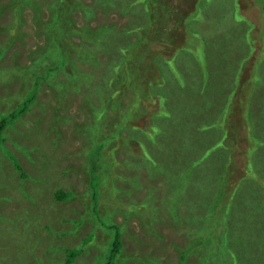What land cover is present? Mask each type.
<instances>
[{
  "label": "rangeland",
  "instance_id": "1",
  "mask_svg": "<svg viewBox=\"0 0 264 264\" xmlns=\"http://www.w3.org/2000/svg\"><path fill=\"white\" fill-rule=\"evenodd\" d=\"M6 1L0 0V119H11L13 112L29 101L36 91V75L44 78L29 109L3 131L8 152L0 145V264H65L66 249L77 254L67 264H203L199 254L205 232L212 229L210 218L223 217L237 208L238 204L223 211L229 198L239 204L249 198L246 184L238 181L247 174L243 170L249 176L254 171V166L247 169V154L252 151L245 148L254 143V137L259 141L264 135V0H200L198 12L192 11V3L175 0L187 12H180L181 24L188 32L184 47L181 42L163 46L156 39L155 26L147 22L148 13L163 11L169 0H23L15 11V21L10 18L14 10L4 4ZM124 9L134 14L141 10L143 20L129 17ZM158 32L159 37L164 33L160 28ZM82 36L90 38L87 47L81 46L91 57L106 56L105 51H95L92 38L112 50L113 59L119 57L117 63L135 55L127 64L147 62L159 75L164 67H159L157 54L168 57L170 52L171 58L174 54L165 73L175 87L173 110L161 109L148 129L157 144L151 154L140 145L144 136L135 120L129 130L107 133L113 134L105 146L112 145L114 163L104 179L99 178L97 190L89 185L87 159L79 148L98 142L99 137L85 141L84 133L76 130L85 131L79 122L89 121L86 110L96 115L102 105L120 95L103 89L111 80L109 63L82 64L93 72L76 68V50L80 48L76 43ZM243 54L250 55L243 62L245 68L239 66ZM151 55L153 62L148 60ZM63 56H70V61ZM53 67L58 69L53 71ZM178 70L190 79L171 81L170 74ZM80 71L91 74L86 79L87 91L95 97L83 108L82 92H87L76 80ZM239 76L247 78L246 85L237 97L232 94L231 99L237 100L230 111L228 97L231 89H238ZM121 98L129 102L127 94ZM185 100L190 102L181 104ZM155 103L135 100L137 118L153 110ZM149 121L144 118L138 123L148 126ZM227 124L235 128L227 130L235 135L228 134L223 142ZM258 146L253 153L264 151V144ZM61 147H71L74 153H61ZM16 159L24 175L15 167ZM58 188L70 192L65 199L54 197ZM232 216L233 233L238 238L243 217ZM48 217L54 222L49 229L52 238L47 235ZM256 236L248 253L252 262H256L252 256L264 250V227L254 233ZM114 242L118 246L115 252ZM183 249H187L185 257L181 256ZM204 257L209 256L206 253Z\"/></svg>",
  "mask_w": 264,
  "mask_h": 264
},
{
  "label": "trees",
  "instance_id": "2",
  "mask_svg": "<svg viewBox=\"0 0 264 264\" xmlns=\"http://www.w3.org/2000/svg\"><path fill=\"white\" fill-rule=\"evenodd\" d=\"M22 1L23 0H8L4 3L5 5H8V6L13 8L14 15L11 14V17H10L11 19H13V21H15L14 17L16 15L18 9L21 7ZM174 1L175 0H169L168 7L165 8L163 11H159L158 14L156 13L154 15H151L150 13H148L147 22L151 23V24H153V26H155V28L157 30V38L156 39L158 42L162 41L163 46L166 47L168 44H170L173 47L175 45L176 46L179 45L181 42L182 46L184 47L185 46V36L188 34V32L186 30H184V28L181 24L180 12L182 15L184 13H187V12L185 10L183 11L182 6L178 3H174ZM199 1L200 0H183V4L186 5V2L188 4L192 3L194 5L192 11L198 12V10L200 9ZM260 1H262V0H260ZM255 4L258 5V2L257 3L255 2ZM204 5H205V2H204ZM258 7H259V5H258ZM0 9H2V8H0ZM49 10H50V8H49ZM125 10L128 11V9H125ZM142 10H144V8H142ZM2 11H3V9H2ZM2 11H0V12H2ZM15 11H16V13H15ZM146 11H149V10L146 9ZM247 12L249 13L248 10H247ZM135 16L136 17H133V19L141 18L143 20L142 13L140 11H138V13L135 14ZM53 18H54V16H52V19ZM107 28L109 29V27H107ZM158 28H160L161 30L164 31V33L162 34L161 37H159ZM98 30L100 32L102 29L98 28ZM156 30H153V32H152L153 36L155 35ZM108 32H110V31L109 30L105 31L106 34ZM250 32H251V30L249 27V33ZM100 34L103 35L102 32H100ZM100 34L97 36V39L99 38ZM80 39L81 40H79V42L76 43L77 47L78 46L80 47L78 50H76V68H81V69H84L86 71L93 72V70L90 69V67L87 68L82 64L85 62H88L89 63L88 65H90V66H100L104 62H105V64L109 63L111 65L110 67H112L111 80H110L109 84L107 83L108 86L103 87V89L108 90V91H112V92L118 91V94L120 95V97H116V98L111 99L110 104H108L106 102L104 105H102L96 115H90V112L88 110H86V117L85 118L90 117L89 121L79 122V124H82L85 131H79V129L76 130L77 132L84 133L85 141L88 137L89 138L90 137H99L98 142L90 143L91 145H88V146L86 145V143H84L83 146L82 147L80 146V148H79V150H81V152L83 153V155L87 159V168L85 170L87 171L89 185H90V187H92V190H93V185L95 186V188L97 190L99 178L104 179V175L107 172L106 170L111 168V166L114 163V159L111 157V153L113 150L112 145L110 147L105 146L107 139L110 136H113V134L107 135V133H110V131L115 132V130H118V129H125V131L127 129L129 130L130 127L134 126L133 121L135 120V127L136 128L140 127V131H143L142 134L144 137H141L139 139V143H141L140 145L146 146V149H148V151L151 154L152 148H154V145L157 144L155 139L152 138L153 134L151 132H149L148 129L153 127V125L150 127V124L153 120V117L155 114H159L161 109H162V112H164L165 109H168L169 112H171L173 110V104H174V101L176 99V95L174 92L175 87L169 83V80L166 78L165 73L167 72V68L169 67V65H170V67L172 65L174 54L172 55V58H171L172 53H170V52L169 53L167 52L168 57H164L165 56L164 54H163L164 56L161 54H157V56H159V58H160L159 67H162V66L164 67V72L160 73V75H159L158 73H154V71H152L154 69H152V66L147 62L143 63L142 65L141 64H139V65L127 64V62H129L130 60H135L134 59L135 55H133V58L128 57V60L126 58L124 60V57H123V59L120 60V64L117 63L119 57L117 58V60L115 58L113 59L112 54H111L112 50H109V48L105 44H103L102 42L95 41L91 38V41L94 42L96 52H98V51H105L106 52V56L103 58L105 60H103L102 58L97 60L94 58V56L91 57L90 53L84 51L82 46H81V43H84L87 47L88 40L90 38H84L82 36ZM250 39L252 42L253 38L251 37ZM203 41L205 44L207 43V41L205 39H203ZM119 42H121L120 43V46H121L122 40L119 39ZM252 44H253V42H252ZM124 46H125V44H124ZM113 47L117 48V45H114ZM171 48H170V50H171ZM254 48H255V46L253 44V49ZM87 50H88V48H87ZM249 57H250V55L245 56L243 54V57H242L241 62L239 63V66L242 67L243 62L245 60H247ZM258 57H259V59H261L259 54H258ZM69 58H70V56H68L67 58L63 56V60L70 61ZM177 58H178V60L180 59L179 53L177 55ZM148 60L153 62L152 55L148 58ZM123 61H124V63H123ZM116 67H120V69H116ZM242 68H245V67H242ZM50 69L53 71H56L58 68L53 67ZM150 69H151L152 73L150 72ZM90 75L86 76L85 73H83L81 71L76 72V80H80V81H78L80 87L82 88V90L87 92V93L82 92V94H83V99L81 102L82 108L86 107L85 106L86 102L89 103L91 100L92 101L95 100L93 93L90 91H87V88L90 86L88 85V81L86 79ZM170 75H172L171 81H178L179 83H183L185 81H188V78H189V77L188 78L185 77L186 75L184 74V72L182 70H180V71L178 70V71H176V73L174 75L173 74H170ZM240 76H243V75H240ZM240 76L238 77V89L235 90V88H234V89L230 90L231 95L228 97V100H229L228 103L230 105H232V109L230 111L234 110L235 104H233V102H235L237 100V99H235L233 101L231 99L232 94L234 93L237 97L238 93L240 92L242 87L244 85H246L247 78L240 79ZM42 78H44V75H41V74L36 75V78L34 80V88L36 89L35 93L32 95V97L28 98L29 101L22 103V105L20 106V109L13 112L11 119H7L4 116L0 119V145L1 146L3 145L4 147L2 146V149H4L7 152H8V148L3 144V142L6 139V136H5L6 134L4 133V135H3V131L5 130V127L8 125V123L10 121H12L13 119H16L21 114H24L25 111L29 109V104L32 103V101L34 100V97H35V95L39 89V81ZM190 83L195 84L194 81H190ZM76 87H78V86L76 85ZM129 93L132 95H130ZM125 94L128 95V98H129L128 101L129 102L124 100V98H121ZM144 99L154 100L156 102L155 108L153 110H149L144 115L139 116L137 118V110L134 108L133 102L135 100H137L139 103L141 100H144ZM122 102L126 105V107L122 104ZM186 102H190V100L182 101L181 104L186 103ZM202 102H204V100H202ZM209 102H213V101L209 100ZM205 105H207V104H205ZM106 107H107V109H106ZM187 108H189V106ZM107 111H110V117H107ZM250 111H251V108H250ZM227 115L228 114L226 113L225 116H227ZM118 117L122 118L123 121L117 122L116 118H118ZM109 118H111L110 121L106 122V120ZM144 118L146 119V121L150 119L148 126H146L144 124L139 125L138 122H142V120ZM110 123H111V125H110ZM105 125H108L109 129H106ZM104 128H105V130H103ZM227 130L233 131V130H235V128L232 127L231 125H228V124L224 125L223 142L225 140L227 142L228 134L231 133V136L235 135L232 132H228ZM116 134H117V132H116ZM54 136L58 137L59 135H54ZM127 136H128V133H126L122 137V141ZM254 139H255L254 143L248 144L247 148H245L246 151H247V149H251V151H252V154H250V155L246 153L248 156V159L246 160L247 169L250 168L251 166H254L253 167L254 171H252V173L250 175L251 177H250L249 173L246 170H243V172H245L247 174L241 175L238 178V181H241L242 183L246 184V191L248 190L249 198L245 202H243L242 204H239V201H237V200L231 201V198H229L227 201L226 207H224L223 211L229 210L231 206L238 204L237 208L233 207L234 210L230 209L229 214L227 212V214H225L223 217L216 219L214 217H218V216H214V217L210 218L212 229H209L208 231L205 232L206 237L203 239V240H205V243H204L205 245H203V247L205 249L203 248V250H201L202 253L199 254L200 263L202 262L203 264H209V262H210V264H264V250H259L255 255L252 256V257H254V260L256 262H252L249 259V258H251V255L250 256L248 255V253L251 251V249H250L251 246L254 243H256L255 239H257V236L254 237V233H257L258 229L261 230L264 227V151L261 150L260 152L253 153V151L255 149L259 148L258 144L259 145L264 144V135H263V138H261L259 141H256L255 137H254ZM51 141H53L57 146H60L59 143L55 139H51ZM218 143H221L223 146V149H224L225 145L222 143V141H219ZM89 146H91V147H89ZM101 149L102 150L104 149V154H107V156L106 155H104V157L102 156L103 153H102ZM67 150H70V152H67ZM63 152L71 154V153H74V150L71 147H68V148H62L61 147V153H63ZM142 153H143V151H142ZM144 153H145V151H144ZM213 156L216 157L217 155L213 154ZM201 157H202V154L199 153L197 155V158L200 159ZM254 157H257V158H254ZM100 158H101V163H98ZM226 161L228 162V159H226ZM256 163H257V165H255ZM14 165L17 169H19L21 171V167H20V164L17 161V159L14 162ZM84 165H85V161L83 163V166ZM61 171H62V169H61ZM231 172H232V170H231ZM101 173H103V174H101ZM21 174L24 175V172L21 171ZM225 176H228V175H225ZM255 178L259 179V180L256 181ZM202 181L207 182L205 180V178L204 179L202 178ZM252 181H254V182H252ZM69 193L70 192L65 191L62 188H58L54 192V197L57 199H65ZM238 199H241V197H239ZM231 203H232V205H231ZM216 205H217V203H216ZM205 209L206 208H204V210ZM233 213H237L243 217L242 228L238 233V236H239L238 238H236L237 236H235V234L233 233V230L235 229L234 228L235 227V221L232 218ZM62 221L66 222L67 220H62ZM53 223H52V217H48V220L46 223V229H47V235L50 238H52V236L54 235V233L49 231V229L52 228L51 225H53ZM56 228L59 229V226ZM244 228H246V229H244ZM192 230L194 232L196 230V226H193ZM232 233L234 235H232ZM117 237H118V235H117ZM251 239H254V242H252ZM113 244H114L113 245L114 247L112 246V250L114 249V252H115L118 249L117 242H114ZM51 247H53V246H50L47 249L51 250ZM207 247H208V249H207ZM211 249L213 251H215V253ZM186 251H187V249H183V252L181 253L182 257L186 254ZM195 251L198 252V249H195ZM206 253H207V256H209V257L205 258L204 255ZM76 255L77 254L74 250L66 249V257H65L66 263L65 264L69 263L71 261V259L74 258Z\"/></svg>",
  "mask_w": 264,
  "mask_h": 264
},
{
  "label": "water",
  "instance_id": "3",
  "mask_svg": "<svg viewBox=\"0 0 264 264\" xmlns=\"http://www.w3.org/2000/svg\"><path fill=\"white\" fill-rule=\"evenodd\" d=\"M118 4H119V3H118ZM109 5H110V4H108V5L105 6V7H109ZM119 5L121 6V4H119ZM116 6H117V4L115 5V7H116ZM121 9H123L122 6H121L120 10H121ZM120 10H119V11H120ZM124 10H125V9H124ZM139 11L141 12V10H139ZM126 13H129V15H130L129 17H136L135 14L132 13V12H130V11H126ZM130 21H132V20H130ZM130 21H127V22H130ZM251 241L254 242V239H251Z\"/></svg>",
  "mask_w": 264,
  "mask_h": 264
},
{
  "label": "bare ground",
  "instance_id": "4",
  "mask_svg": "<svg viewBox=\"0 0 264 264\" xmlns=\"http://www.w3.org/2000/svg\"><path fill=\"white\" fill-rule=\"evenodd\" d=\"M115 33V32H114Z\"/></svg>",
  "mask_w": 264,
  "mask_h": 264
}]
</instances>
